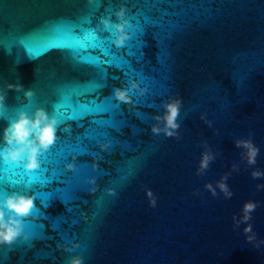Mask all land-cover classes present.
Listing matches in <instances>:
<instances>
[{"label":"water","instance_id":"obj_1","mask_svg":"<svg viewBox=\"0 0 264 264\" xmlns=\"http://www.w3.org/2000/svg\"><path fill=\"white\" fill-rule=\"evenodd\" d=\"M120 4L133 30L138 23L140 29L117 49L99 21ZM112 20L118 22L114 15ZM55 25L81 40L96 30L119 63H105L110 56L100 48H50L31 56L26 45L38 46ZM130 79L147 91L132 94L135 107L117 105L112 89ZM6 82L35 95L25 100L22 91L5 90L0 135L18 111L31 115L42 107L51 115L66 95L74 107L107 97L116 109L75 120L67 118L73 107L61 109L58 138L41 157L32 184L22 168L5 169L0 162V193L36 196L26 231L38 233L0 248V264H67L73 254L83 255L85 264H264V252L245 242L244 225L234 230L232 221L245 201H258L250 222L264 238V189L256 187L264 178L251 176L253 167L264 170V0H0V88ZM94 83L105 86L74 95ZM170 95L184 102L178 139L151 131ZM249 135L260 149L251 167L234 144ZM105 139L112 147L100 152L97 141ZM205 143L216 159L197 175ZM94 155L106 175L92 169ZM67 163L76 170L67 171ZM226 173L231 199L204 187ZM90 176L98 177L95 193L86 190ZM109 187L117 197L106 194ZM148 188L157 198L154 209ZM90 234L76 253L57 247L65 238L81 243Z\"/></svg>","mask_w":264,"mask_h":264},{"label":"clouds","instance_id":"obj_2","mask_svg":"<svg viewBox=\"0 0 264 264\" xmlns=\"http://www.w3.org/2000/svg\"><path fill=\"white\" fill-rule=\"evenodd\" d=\"M117 18L118 22H113L112 16ZM99 26H102L104 31L109 32L110 44L117 48H123L129 41L134 38L133 26L127 15V7L120 4L110 15L101 17ZM211 76V73H209ZM5 90H15L23 92L25 100H31L35 95L32 88L25 89L20 83L6 82L3 88H0V116H3V105L5 101ZM146 88L141 87V84L136 79H130L127 86L114 87L111 92V98H114L117 105H133V95L143 96L146 93ZM183 98L170 95L163 103V113L156 114L153 119L156 121L151 127V131L155 135L163 133L166 137L179 138L180 124L178 117L180 116L183 107ZM200 119L204 121L208 127H212V121L208 120L205 114L200 115ZM60 121L55 114L49 112L42 107H37L31 115L25 110H20L16 113V118L2 129L0 135V162L4 164L22 168L23 171L30 175L41 169V157L49 151L51 146L56 143L57 131ZM64 132H69L70 129L65 127ZM237 148L242 149V159L251 167L256 164L257 156L260 152L259 147L253 143L251 136L247 138H238L234 141ZM100 152H108L112 147L110 140L97 141ZM73 161L75 156L72 157ZM216 159V153L204 144V150L200 154L199 163L196 169L197 175H201L207 171L210 164ZM100 157L93 156L91 167L94 171L102 172L100 168ZM67 171H75L74 163L65 165ZM232 169L238 170L236 165ZM230 173L221 176L215 186L211 183L205 184V188L216 196L217 189L224 195L225 199H231L233 192L231 191L227 180ZM251 176L253 179L264 178V170L252 168ZM97 176H90L86 180V190L90 193L97 191ZM258 190L264 189V184L256 185ZM105 192L110 197H117L118 192L115 187L105 189ZM195 194V193H194ZM145 196L148 199L150 208L157 207V198L152 189H145ZM36 196L18 192L0 193V248L11 246L18 240L20 242H28L30 234L26 231V222L29 217L37 211L35 205ZM259 206L258 201L247 200L241 207L239 215L234 214L232 217L233 228L240 229V225L244 227L245 242L253 248L264 252V238H259L253 230L252 213ZM57 247L66 253H76L77 249L81 248V243L75 238L66 240L63 244H58ZM67 264H85V257L80 254H73L67 260Z\"/></svg>","mask_w":264,"mask_h":264},{"label":"snow or ice","instance_id":"obj_3","mask_svg":"<svg viewBox=\"0 0 264 264\" xmlns=\"http://www.w3.org/2000/svg\"><path fill=\"white\" fill-rule=\"evenodd\" d=\"M101 2V0H91V3L94 5H98ZM140 29L139 23L137 24V29ZM134 34H135V31ZM52 35L45 38L38 46H32L30 44L26 45L28 47V52L31 56L36 57L42 55L44 52H46L50 48H67V49H77V48H100L104 51L105 56H110L109 59L105 61V63L112 64V63H119V58L111 54V50L109 48H106V44L108 41L96 30H90L85 35L84 39H78L71 35V32L69 29H67L63 25H55L51 29ZM87 62L92 63L91 59ZM105 85L103 83H94L90 86L89 89L85 90L84 92L74 93V95H86L88 92H95L96 90L104 87ZM72 97L71 96H65V102L62 104H59L56 106L55 115L57 116L58 120L60 121V124L65 119L64 113L61 111V109L73 107V112L70 117H67L68 119H78L81 118L84 114H95L99 115L102 113L112 112L116 108L115 106L110 102L109 98H105L103 100L97 101L96 99H93L89 102V104H80L77 102V106H73L71 103ZM6 114V113H5ZM93 123H98V121H93ZM59 124V125H60ZM3 167L7 169L8 167H15L10 166L3 163ZM131 171H129L128 175H131ZM32 176V179L28 181L29 184H32L34 180L38 178V171L30 174ZM126 179V177H125ZM49 181L47 180H41L40 183L46 184ZM37 197L43 198V195L41 193H37ZM34 227V226H33ZM38 233L33 231L30 234V239L37 236ZM69 240L65 238V241ZM91 240V234L81 242L84 244L89 243Z\"/></svg>","mask_w":264,"mask_h":264}]
</instances>
